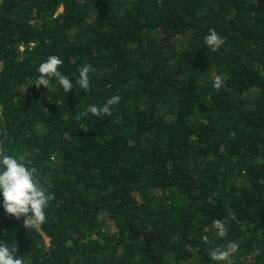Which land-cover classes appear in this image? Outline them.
I'll return each mask as SVG.
<instances>
[{
	"label": "trees",
	"instance_id": "obj_1",
	"mask_svg": "<svg viewBox=\"0 0 264 264\" xmlns=\"http://www.w3.org/2000/svg\"><path fill=\"white\" fill-rule=\"evenodd\" d=\"M0 264H264V0H0Z\"/></svg>",
	"mask_w": 264,
	"mask_h": 264
},
{
	"label": "rangeland",
	"instance_id": "obj_2",
	"mask_svg": "<svg viewBox=\"0 0 264 264\" xmlns=\"http://www.w3.org/2000/svg\"><path fill=\"white\" fill-rule=\"evenodd\" d=\"M239 182L241 181V180H238Z\"/></svg>",
	"mask_w": 264,
	"mask_h": 264
},
{
	"label": "built area",
	"instance_id": "obj_3",
	"mask_svg": "<svg viewBox=\"0 0 264 264\" xmlns=\"http://www.w3.org/2000/svg\"><path fill=\"white\" fill-rule=\"evenodd\" d=\"M21 49V48H20Z\"/></svg>",
	"mask_w": 264,
	"mask_h": 264
}]
</instances>
